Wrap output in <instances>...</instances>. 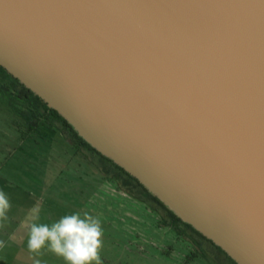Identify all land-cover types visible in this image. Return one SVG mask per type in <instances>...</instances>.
<instances>
[{"label":"water","instance_id":"95a60500","mask_svg":"<svg viewBox=\"0 0 264 264\" xmlns=\"http://www.w3.org/2000/svg\"><path fill=\"white\" fill-rule=\"evenodd\" d=\"M0 65L239 264H264V0H0Z\"/></svg>","mask_w":264,"mask_h":264},{"label":"rangeland","instance_id":"374dc122","mask_svg":"<svg viewBox=\"0 0 264 264\" xmlns=\"http://www.w3.org/2000/svg\"><path fill=\"white\" fill-rule=\"evenodd\" d=\"M0 190L12 202L8 220L0 222V264H65L46 248L39 255L29 252L34 208L39 223L51 224L76 212L99 218L102 264H233L207 241L200 245L192 237L178 236L153 205L118 188L62 136L29 133L1 100Z\"/></svg>","mask_w":264,"mask_h":264},{"label":"trees","instance_id":"16d2710c","mask_svg":"<svg viewBox=\"0 0 264 264\" xmlns=\"http://www.w3.org/2000/svg\"><path fill=\"white\" fill-rule=\"evenodd\" d=\"M0 100L27 125L29 133L55 132L62 136L90 161L103 176L113 180L118 188L128 192L134 198L153 205L178 236L192 237V242L202 245L207 241L225 253L233 264H239L223 248L215 244L191 224L184 222L156 193L151 191L138 178L131 175L122 166L109 158L88 142L56 108L51 107L20 79L0 65ZM98 161V162H97ZM140 190V195L134 194Z\"/></svg>","mask_w":264,"mask_h":264},{"label":"clouds","instance_id":"9594fccd","mask_svg":"<svg viewBox=\"0 0 264 264\" xmlns=\"http://www.w3.org/2000/svg\"><path fill=\"white\" fill-rule=\"evenodd\" d=\"M12 202L8 194L0 190V222L8 220ZM35 217L28 225L27 248L39 255L47 249L61 257L65 264H102L99 254L103 246L104 229L101 221L89 213L79 212L61 216L57 221L39 223V210L33 209ZM4 242L0 241V248ZM35 264H40L39 260Z\"/></svg>","mask_w":264,"mask_h":264}]
</instances>
